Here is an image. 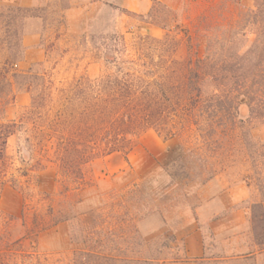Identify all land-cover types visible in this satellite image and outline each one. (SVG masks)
<instances>
[{"label":"rangeland","instance_id":"obj_1","mask_svg":"<svg viewBox=\"0 0 264 264\" xmlns=\"http://www.w3.org/2000/svg\"><path fill=\"white\" fill-rule=\"evenodd\" d=\"M254 6L0 0V73L7 64L11 83L0 77V120L20 122L38 98L57 108L61 89L113 73L108 57L136 61L141 39H150L156 62L153 41L167 42L168 67L211 46L214 52L215 37L253 41L240 21ZM17 8L29 12L11 13ZM233 128L208 147L194 129L168 142L149 130L131 153L84 166L83 180L73 175L68 186L60 163L23 176L41 158L17 134L8 152L24 190L8 185L1 195L0 264H264V119L241 108Z\"/></svg>","mask_w":264,"mask_h":264},{"label":"trees","instance_id":"obj_2","mask_svg":"<svg viewBox=\"0 0 264 264\" xmlns=\"http://www.w3.org/2000/svg\"><path fill=\"white\" fill-rule=\"evenodd\" d=\"M253 2L254 8L243 13L240 21L254 32L253 41L248 35L241 39L227 34L215 37L214 52L211 46L204 55L194 57L190 53L183 61L173 62L176 67H168L163 55L167 42L153 41L159 48L156 62L155 54L148 50L150 39H141L136 61L119 63L108 57L115 71L96 80L82 78L61 89L57 108H49L52 100L48 97L38 98L20 122L1 119L0 199L8 185L24 190L11 173L14 160L8 152L10 139L21 132L28 136V153L35 152L41 158L23 176L45 171L46 163H60L68 186L73 175L83 180L84 166L115 154L131 153L135 140L149 130L168 142L194 129L208 147L215 137L234 129L241 108L248 110L251 120L264 119V0ZM234 3L239 5L241 0ZM10 11L29 12L19 8ZM187 41L192 48V38ZM6 67L0 77L11 87ZM220 150L216 147L212 153L218 155ZM65 220H57L54 225ZM35 223L39 227L37 219Z\"/></svg>","mask_w":264,"mask_h":264}]
</instances>
